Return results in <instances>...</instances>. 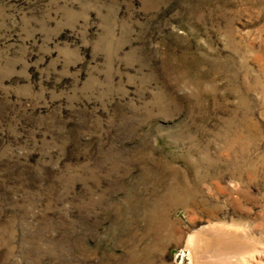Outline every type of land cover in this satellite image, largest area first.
<instances>
[{"label": "rangeland", "instance_id": "rangeland-1", "mask_svg": "<svg viewBox=\"0 0 264 264\" xmlns=\"http://www.w3.org/2000/svg\"><path fill=\"white\" fill-rule=\"evenodd\" d=\"M0 264H264V0H0Z\"/></svg>", "mask_w": 264, "mask_h": 264}, {"label": "bare ground", "instance_id": "bare-ground-1", "mask_svg": "<svg viewBox=\"0 0 264 264\" xmlns=\"http://www.w3.org/2000/svg\"><path fill=\"white\" fill-rule=\"evenodd\" d=\"M195 240V239H194ZM192 243V242H191Z\"/></svg>", "mask_w": 264, "mask_h": 264}]
</instances>
